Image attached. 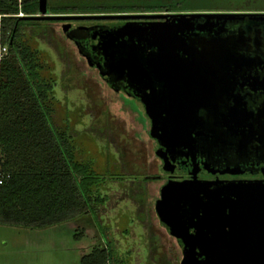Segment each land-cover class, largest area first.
Here are the masks:
<instances>
[{
	"label": "rangeland",
	"instance_id": "obj_1",
	"mask_svg": "<svg viewBox=\"0 0 264 264\" xmlns=\"http://www.w3.org/2000/svg\"><path fill=\"white\" fill-rule=\"evenodd\" d=\"M64 27L47 25L56 49L30 38L28 31L24 41L37 51L41 75L52 84L54 127L72 136L77 160L90 163L103 179L97 189L106 202L96 213L46 229L0 224V264H82L107 243L112 257L106 264H179L172 260L177 247L153 210L159 183L144 182L159 167L145 115L137 101L106 85ZM9 82L14 88L15 80Z\"/></svg>",
	"mask_w": 264,
	"mask_h": 264
},
{
	"label": "trees",
	"instance_id": "obj_2",
	"mask_svg": "<svg viewBox=\"0 0 264 264\" xmlns=\"http://www.w3.org/2000/svg\"><path fill=\"white\" fill-rule=\"evenodd\" d=\"M47 9L50 15L168 14L173 20L193 14H261L264 0H47ZM37 14L38 0H0V51L6 49L0 57V173L9 175L0 185V224L31 230L96 213L107 198L97 189L103 179L90 163L77 160L72 136L54 127L52 84L43 79L37 51L24 38L28 31L30 38L56 49L47 25L61 21L22 18ZM79 44L87 50L90 39ZM111 257L107 243L81 263L106 264Z\"/></svg>",
	"mask_w": 264,
	"mask_h": 264
},
{
	"label": "flooded vegetation",
	"instance_id": "obj_3",
	"mask_svg": "<svg viewBox=\"0 0 264 264\" xmlns=\"http://www.w3.org/2000/svg\"><path fill=\"white\" fill-rule=\"evenodd\" d=\"M116 23L108 26L124 22ZM93 57L99 62L102 56ZM113 84L118 93L137 101L149 125L159 162L157 174L149 179L159 183L153 210L179 252L172 260L264 264V97L250 95L230 103L227 127L209 126L205 116L195 115L188 116L185 127L173 129L142 88L124 80ZM262 89L264 85L256 84L252 90ZM252 121L258 124L249 125Z\"/></svg>",
	"mask_w": 264,
	"mask_h": 264
},
{
	"label": "water",
	"instance_id": "obj_4",
	"mask_svg": "<svg viewBox=\"0 0 264 264\" xmlns=\"http://www.w3.org/2000/svg\"><path fill=\"white\" fill-rule=\"evenodd\" d=\"M168 16L50 15L47 0H38L37 15L20 17L124 22L119 26L65 25L63 31L111 88L116 90L113 82L120 80L142 88L146 100L155 102L156 112H162L173 129L185 127L188 116L195 115L205 116L209 126L227 127L230 103L250 95L264 97V89L252 90L256 84L264 85V13L193 14L173 20ZM85 38L90 39L87 50L79 45ZM94 53L102 56L99 62ZM202 102L208 106H200Z\"/></svg>",
	"mask_w": 264,
	"mask_h": 264
},
{
	"label": "built area",
	"instance_id": "obj_5",
	"mask_svg": "<svg viewBox=\"0 0 264 264\" xmlns=\"http://www.w3.org/2000/svg\"><path fill=\"white\" fill-rule=\"evenodd\" d=\"M5 53H6V49L2 48L0 51V57L5 55ZM8 179H9V175H5V174L0 173V185H2Z\"/></svg>",
	"mask_w": 264,
	"mask_h": 264
}]
</instances>
